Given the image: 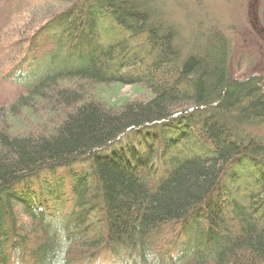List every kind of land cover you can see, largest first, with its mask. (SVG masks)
<instances>
[{
    "label": "trees",
    "instance_id": "trees-1",
    "mask_svg": "<svg viewBox=\"0 0 264 264\" xmlns=\"http://www.w3.org/2000/svg\"><path fill=\"white\" fill-rule=\"evenodd\" d=\"M154 6L30 0L2 31L0 264H264L263 80Z\"/></svg>",
    "mask_w": 264,
    "mask_h": 264
},
{
    "label": "rangeland",
    "instance_id": "rangeland-1",
    "mask_svg": "<svg viewBox=\"0 0 264 264\" xmlns=\"http://www.w3.org/2000/svg\"><path fill=\"white\" fill-rule=\"evenodd\" d=\"M28 1L0 0V51L2 31L11 24L14 32L19 31L21 19H26L22 14L28 12ZM155 4L154 10L161 13L158 18L173 24L176 44L184 57L197 51L208 57L206 64L211 68L228 47L227 62L233 77L260 78L264 83V0H155ZM2 68L0 63V72ZM17 90V85L0 76V103L9 102ZM112 95V100H138L143 96L132 86L115 89ZM249 128L264 143V122ZM76 167L84 169L86 165Z\"/></svg>",
    "mask_w": 264,
    "mask_h": 264
}]
</instances>
